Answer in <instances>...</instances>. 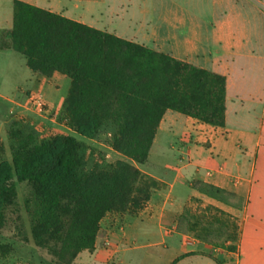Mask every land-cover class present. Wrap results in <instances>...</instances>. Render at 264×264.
I'll list each match as a JSON object with an SVG mask.
<instances>
[{"label": "crops", "instance_id": "crops-1", "mask_svg": "<svg viewBox=\"0 0 264 264\" xmlns=\"http://www.w3.org/2000/svg\"><path fill=\"white\" fill-rule=\"evenodd\" d=\"M164 1L0 0V33L22 2L226 77L224 126L168 111L142 170L161 190L102 220L74 264H264V0ZM17 54L0 50L22 70L0 75L2 97L42 79Z\"/></svg>", "mask_w": 264, "mask_h": 264}, {"label": "trees", "instance_id": "trees-1", "mask_svg": "<svg viewBox=\"0 0 264 264\" xmlns=\"http://www.w3.org/2000/svg\"><path fill=\"white\" fill-rule=\"evenodd\" d=\"M10 49L44 77L70 79L63 114L90 140L111 127L115 148L139 165L148 162L168 111L223 127L226 77L26 3L16 2ZM84 143L72 136L42 141L0 164V214L17 194L16 182L38 187L39 247L53 245L52 264H72L92 252L101 220L133 199L150 200L154 178L127 162L84 172ZM141 194V197L138 195Z\"/></svg>", "mask_w": 264, "mask_h": 264}, {"label": "rangeland", "instance_id": "rangeland-1", "mask_svg": "<svg viewBox=\"0 0 264 264\" xmlns=\"http://www.w3.org/2000/svg\"><path fill=\"white\" fill-rule=\"evenodd\" d=\"M176 1L168 0L164 3L167 6ZM7 33L6 31L0 33V50H12L9 48L10 41L6 38ZM17 55L25 59L21 53ZM10 71L20 75L22 73L12 60L0 65V75ZM33 74L42 78L40 81H35L33 87H22L13 97L0 95V164L12 166L16 153L31 150L42 141L58 136H72L84 143L86 174L97 169H108L118 162H127L141 171L156 170L155 166L159 160L154 151L151 153L150 162L145 165H139L122 155L114 146L111 127H104L95 138L90 140L77 135L74 121L63 114L64 103L71 86L70 79L60 74L51 77ZM34 96L41 99L43 110L37 109L32 104ZM161 186L159 183V186L151 188V197L157 190H161ZM16 189L15 198L4 205L0 214V264H33L35 262L52 264L55 260L52 255L54 244L51 242L48 246L39 247L34 239L37 228L38 187L29 182H16ZM141 196V194L138 195V197ZM148 202L140 204L137 199H133L125 210L111 212L102 220L108 216H114L122 218L123 221H129L143 212Z\"/></svg>", "mask_w": 264, "mask_h": 264}, {"label": "built area", "instance_id": "built-area-1", "mask_svg": "<svg viewBox=\"0 0 264 264\" xmlns=\"http://www.w3.org/2000/svg\"><path fill=\"white\" fill-rule=\"evenodd\" d=\"M32 104H33L34 106H36L37 109H39V110H43V104H42V101H41V99H40L39 97L34 96V97L32 98Z\"/></svg>", "mask_w": 264, "mask_h": 264}]
</instances>
